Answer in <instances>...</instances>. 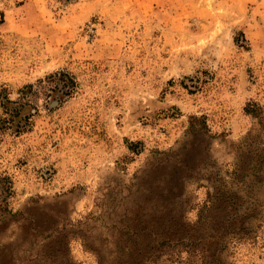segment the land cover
I'll return each mask as SVG.
<instances>
[{
    "label": "rangeland",
    "instance_id": "1",
    "mask_svg": "<svg viewBox=\"0 0 264 264\" xmlns=\"http://www.w3.org/2000/svg\"><path fill=\"white\" fill-rule=\"evenodd\" d=\"M57 71V103L24 88ZM3 95L0 264H112L176 215L264 264V0H0Z\"/></svg>",
    "mask_w": 264,
    "mask_h": 264
},
{
    "label": "trees",
    "instance_id": "2",
    "mask_svg": "<svg viewBox=\"0 0 264 264\" xmlns=\"http://www.w3.org/2000/svg\"><path fill=\"white\" fill-rule=\"evenodd\" d=\"M75 87L74 78L66 72L57 71L44 79L37 81V85H27L24 88L30 91L47 92L48 97H55V102L63 96H69ZM1 106L4 117L0 118V126L13 128L16 133L25 129V125L17 123L15 119L21 114V108L25 104L11 101L7 95H3ZM28 122V120H27ZM16 123V124H15ZM28 124V123H25ZM180 220L184 213L180 214ZM170 217L169 225H165L162 234L147 231L146 226L134 231L133 236L152 237L154 244L147 250L136 246V241L128 242L124 247L125 253L119 254L111 260L112 264H161L163 262L181 264H228L225 250L233 239H242L247 235V227L243 221L236 223L229 219L210 226L208 231H199L200 219L196 223L189 224L179 221L178 217ZM196 227H199L196 229ZM156 234V235H155ZM151 243V239H150ZM156 244V245H155ZM148 246V245H147ZM97 264H102V258L96 255Z\"/></svg>",
    "mask_w": 264,
    "mask_h": 264
}]
</instances>
